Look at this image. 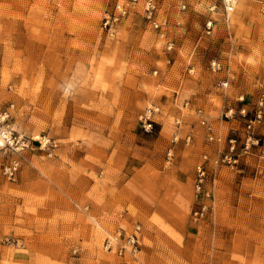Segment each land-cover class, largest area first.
Masks as SVG:
<instances>
[{
    "label": "rangeland",
    "instance_id": "374dc122",
    "mask_svg": "<svg viewBox=\"0 0 264 264\" xmlns=\"http://www.w3.org/2000/svg\"><path fill=\"white\" fill-rule=\"evenodd\" d=\"M114 1L0 0V126L28 140L20 150L0 145V264H264L258 147L236 168L215 160L264 96V0H157L162 29L139 4L109 37L101 19ZM149 105L160 112L146 132L137 115ZM256 133L264 143V120ZM42 137L56 143L50 155ZM204 153L213 199L194 220L191 180ZM17 156L7 179L2 165ZM76 160L88 169H74ZM86 196L94 211L82 207ZM111 208L127 213L121 227L139 222L135 257L102 249Z\"/></svg>",
    "mask_w": 264,
    "mask_h": 264
},
{
    "label": "built area",
    "instance_id": "2783aa9c",
    "mask_svg": "<svg viewBox=\"0 0 264 264\" xmlns=\"http://www.w3.org/2000/svg\"><path fill=\"white\" fill-rule=\"evenodd\" d=\"M141 4V11L145 19L155 29H162L166 25V19H158L157 17V0H116L113 2L111 8L102 16L101 29L109 37H112L116 31L119 22L128 16L131 12L137 10L138 5ZM177 7L184 9L186 7L185 2L180 1ZM225 12L228 13L232 10L230 4L225 5ZM213 23L211 20L205 22V33L209 34L212 31ZM172 47V41H167L166 48ZM210 67L212 70L219 69L220 64L216 59L210 61ZM156 72V71H154ZM231 109L228 110L230 113ZM159 107L156 105L146 106L137 115V120L141 128L146 132H151L154 129L155 120L154 114L159 113ZM200 113V110H198ZM241 116H246L245 108L239 110ZM7 113H4L0 117V122L4 120ZM264 120V96L260 95L252 109L251 116L245 119L241 131L235 135L227 138L226 146L224 150L215 159L216 162L223 163L230 168H236L241 162L243 157L252 154V149L258 147L257 152V165L256 170L259 173H264V143L260 142L261 139L256 133V128L262 124ZM200 123L205 126L208 131V139L213 140L212 129L210 124L203 118ZM174 136L173 140H176ZM186 143L190 140V134L184 137ZM39 141V146L46 148L48 154H51V148L56 146L54 141L50 142L49 138L42 137ZM0 145L3 148H11L14 150H20L23 147L28 146V140L21 138V135H15L12 130L7 126H0ZM172 157V150L169 148L166 152V163H169ZM207 155L204 153L201 155L200 160L195 165V176L193 180V206L191 209V217L194 220L204 219L209 214L211 206V199H213V191L209 186V172L206 168ZM21 159L20 157H12L2 165V174L7 179H13L17 171L20 169ZM139 224H133L129 228L116 227L110 231H106L102 239V249L106 252L114 253L116 256H133L141 249L139 240ZM77 252V249H73V253Z\"/></svg>",
    "mask_w": 264,
    "mask_h": 264
},
{
    "label": "crops",
    "instance_id": "0c3cea01",
    "mask_svg": "<svg viewBox=\"0 0 264 264\" xmlns=\"http://www.w3.org/2000/svg\"><path fill=\"white\" fill-rule=\"evenodd\" d=\"M162 132V129H160V131H159V133H161ZM161 136L159 135L158 136V138H160ZM185 145H188V144H185ZM72 167H74V169H76V170H78L79 172L80 171H82V170H84V169H88V167H86L85 166V164H83L80 160H76V161H72ZM23 183H17V185H22ZM94 185H95V183L92 181V180H89L88 181V183H85L84 184V192H86V193H90L92 190H93V188H94ZM213 188H214V185H213ZM46 189H47V191L49 192V190H50V186H49V183L47 184V186H46ZM69 190H70V192H72V195H73V199H75V200H77L76 202H75V204L76 205H79V201H80V199L81 198H83V193H82V191H80V186H77L75 183L72 185V184H70L69 185ZM192 192H193V178H192V180H191V209H192V206H193V198H192ZM84 198H86L85 200H88L89 201V203L90 204H86V203H84L83 205H82V207H84V206H86V208H88V210L87 211H94V207H93V201H90V198L89 197H84ZM119 200V199H118ZM122 199H120L119 201H121ZM112 201H114V200H112ZM116 201V200H115ZM117 205H121V206H123V203H120V202H118L117 201ZM106 209L108 210V207H107V205H106ZM190 209V210H191ZM83 212H85L84 210H82ZM45 213H46V211H44V210H42V213H41V215H45ZM96 214L97 215H100L101 213H98V212H96ZM75 215H76V213H75ZM73 216H74V212H73ZM107 216H108V220H109V222L112 224V228H109V229H107V230H105V231H110V230H112V229H114V228H116V227H121L119 224H120V221L122 220V219H127V213H122V212H119L118 210H115V209H113V208H111V210H109L108 212H107ZM134 224H139V222H135ZM129 226H131V225H129ZM191 234V232L190 231H188L187 232V234ZM73 240V239H72ZM140 251H141V249H140ZM139 251V252H140ZM107 253H110V252H107ZM251 257H247V258H244V260L246 261H251ZM102 262H104V261H102ZM216 263H212V264H222V263H220L218 260L217 261H215ZM123 263H125V264H131V263H129V262H127V261H123ZM101 264H103V263H101ZM138 264H145L144 262H142V263H138ZM240 264H242V263H240Z\"/></svg>",
    "mask_w": 264,
    "mask_h": 264
}]
</instances>
